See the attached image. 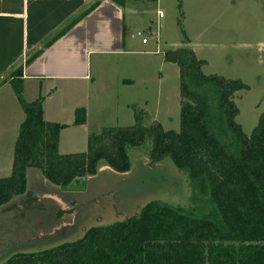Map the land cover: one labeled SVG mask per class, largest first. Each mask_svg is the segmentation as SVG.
<instances>
[{
    "label": "rangeland",
    "instance_id": "obj_1",
    "mask_svg": "<svg viewBox=\"0 0 264 264\" xmlns=\"http://www.w3.org/2000/svg\"><path fill=\"white\" fill-rule=\"evenodd\" d=\"M126 8L124 52L91 54L88 81L37 83L46 107L43 119L68 125L58 132L59 153L87 148L86 138L80 147L84 135L73 127L78 108L88 112L96 134L134 126L139 113L143 126L158 121L164 130L178 132L180 68L165 62L164 55L179 49L206 61L204 75L240 79L249 87L237 93L236 103L237 122L250 136L264 112V0H126ZM151 148V140L129 148L130 168L124 173L100 160L96 173L72 191L53 184L40 170L28 169L26 193L0 208V264L15 254L76 242L92 228L140 214L152 202L192 206L187 174L169 157L152 163Z\"/></svg>",
    "mask_w": 264,
    "mask_h": 264
},
{
    "label": "trees",
    "instance_id": "obj_2",
    "mask_svg": "<svg viewBox=\"0 0 264 264\" xmlns=\"http://www.w3.org/2000/svg\"><path fill=\"white\" fill-rule=\"evenodd\" d=\"M125 7L126 0H108ZM99 2L76 17L55 39L65 35ZM52 43V42H51ZM167 63L180 68V130L161 123L109 127L88 137L83 153L61 155L58 132L67 127L43 119L42 97L27 102L23 67L10 84L25 115L14 147L10 177L0 179V208L26 193V171L38 169L63 190L82 187L100 160L118 173L130 168L129 148L152 142L150 158H170L187 174L190 207L152 202L121 223L92 228L82 239L34 253H19L2 264H264V112L250 136L237 122V93L249 87L240 79L204 75L206 61L192 50L168 51ZM190 86L194 91H190ZM86 123L83 108L75 126Z\"/></svg>",
    "mask_w": 264,
    "mask_h": 264
},
{
    "label": "crops",
    "instance_id": "obj_3",
    "mask_svg": "<svg viewBox=\"0 0 264 264\" xmlns=\"http://www.w3.org/2000/svg\"><path fill=\"white\" fill-rule=\"evenodd\" d=\"M96 2L99 5L92 13L53 41L59 32ZM127 13L126 5L120 7L108 0H0V179L8 178L12 173L14 147L25 120L9 82L11 74L23 67V93L27 102L42 96V87L37 83L43 85L47 80L88 81L91 54L124 52ZM57 106L61 107L59 103ZM86 113L84 125L75 126L73 122V127L79 128L84 135L80 147L85 138L88 144L89 135L94 133L88 125L89 114ZM44 114L46 107L43 104V118ZM45 119L50 122L47 117ZM50 123L66 125L60 120ZM71 145L76 144L71 142ZM68 154L76 153L61 155Z\"/></svg>",
    "mask_w": 264,
    "mask_h": 264
},
{
    "label": "built area",
    "instance_id": "obj_4",
    "mask_svg": "<svg viewBox=\"0 0 264 264\" xmlns=\"http://www.w3.org/2000/svg\"><path fill=\"white\" fill-rule=\"evenodd\" d=\"M160 18H162V14L159 12V15H158ZM139 36H141L142 34H138ZM147 43V41L144 39L143 40V44H146Z\"/></svg>",
    "mask_w": 264,
    "mask_h": 264
}]
</instances>
